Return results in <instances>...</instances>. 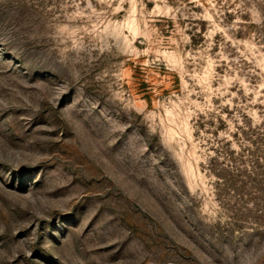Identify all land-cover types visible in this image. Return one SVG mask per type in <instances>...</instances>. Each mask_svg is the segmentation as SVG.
<instances>
[{"label": "rangeland", "instance_id": "1", "mask_svg": "<svg viewBox=\"0 0 264 264\" xmlns=\"http://www.w3.org/2000/svg\"><path fill=\"white\" fill-rule=\"evenodd\" d=\"M0 264H264V0H0Z\"/></svg>", "mask_w": 264, "mask_h": 264}]
</instances>
